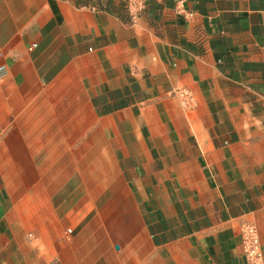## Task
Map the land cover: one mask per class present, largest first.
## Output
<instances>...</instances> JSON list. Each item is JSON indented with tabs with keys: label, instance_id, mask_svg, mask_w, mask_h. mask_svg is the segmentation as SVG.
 Listing matches in <instances>:
<instances>
[{
	"label": "crops",
	"instance_id": "obj_1",
	"mask_svg": "<svg viewBox=\"0 0 264 264\" xmlns=\"http://www.w3.org/2000/svg\"><path fill=\"white\" fill-rule=\"evenodd\" d=\"M0 264L264 254V0H0Z\"/></svg>",
	"mask_w": 264,
	"mask_h": 264
},
{
	"label": "built area",
	"instance_id": "obj_2",
	"mask_svg": "<svg viewBox=\"0 0 264 264\" xmlns=\"http://www.w3.org/2000/svg\"><path fill=\"white\" fill-rule=\"evenodd\" d=\"M129 17L135 20L145 7V0H125ZM6 70V61L0 50V74ZM239 236L244 264H264V254L261 249L256 225L251 221L240 224Z\"/></svg>",
	"mask_w": 264,
	"mask_h": 264
}]
</instances>
